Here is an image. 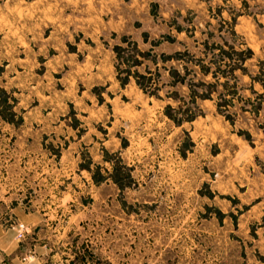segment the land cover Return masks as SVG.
<instances>
[{
	"label": "rangeland",
	"instance_id": "rangeland-1",
	"mask_svg": "<svg viewBox=\"0 0 264 264\" xmlns=\"http://www.w3.org/2000/svg\"><path fill=\"white\" fill-rule=\"evenodd\" d=\"M209 32L252 50L256 75L264 0H0V87L15 114H0V229L22 245L14 227H29L22 255L48 236L55 264H264V89L238 72L233 124L208 100L177 126L169 88L160 100L118 79L123 38L200 55ZM164 36L177 43L153 48ZM113 164L131 174L124 189Z\"/></svg>",
	"mask_w": 264,
	"mask_h": 264
},
{
	"label": "trees",
	"instance_id": "trees-1",
	"mask_svg": "<svg viewBox=\"0 0 264 264\" xmlns=\"http://www.w3.org/2000/svg\"><path fill=\"white\" fill-rule=\"evenodd\" d=\"M175 29L179 34L185 31L179 24H175ZM189 33L191 32H188L190 37ZM232 33L236 34L234 30ZM214 37V33H208L207 38L201 43L203 48L200 50V55L191 52L188 48L173 54H156L153 52L154 49L143 51L137 43L131 42L129 38L125 37L122 44L114 48L118 79L123 87L133 79L145 94L160 100H164L160 92L164 88H169L166 98L177 103V106L168 104L165 108V115L177 126L196 121L202 115L199 102L208 100L215 101L217 112L233 124L231 116L226 114L231 105V100L227 99L226 95L234 96L236 94L238 80L236 73L240 72L243 76H249L254 85L257 83L264 89V62L259 64L256 75H253L246 66L247 62L254 57L252 50H239L235 45L226 41L223 43L212 41ZM163 38L162 42L152 43L153 48L160 46L163 42L177 43V40L172 36ZM147 39L146 35L145 42H148ZM196 42L199 43L198 40ZM181 45L185 46L183 43ZM146 61L151 64L154 71L149 65L145 67L144 73L139 71ZM161 63L167 72V81L166 84H163L164 86H160L163 77L160 73L159 65ZM170 63L175 65L166 66ZM1 75L2 69L0 68V77ZM232 80L235 81L233 85L231 84ZM220 87L222 90L219 89ZM182 89H186L189 100L181 96L180 90ZM259 97L261 98L262 95ZM12 106L8 104L7 92L0 87V114L9 123H14L15 114ZM256 110V113H259V109ZM107 161L110 160L107 158ZM110 177L120 189L125 187L124 180L132 179L131 174L125 172L124 168L118 164H113V173ZM94 180L99 184L103 182L104 178L94 177ZM219 219H223L222 214H219Z\"/></svg>",
	"mask_w": 264,
	"mask_h": 264
},
{
	"label": "crops",
	"instance_id": "crops-1",
	"mask_svg": "<svg viewBox=\"0 0 264 264\" xmlns=\"http://www.w3.org/2000/svg\"><path fill=\"white\" fill-rule=\"evenodd\" d=\"M24 216L27 221L40 220V217L36 214ZM46 237L47 239L43 242V245L36 248L37 256L31 264H55V261L59 260V257L55 255V244H50L49 237ZM21 255V245L16 241V230L4 232L0 229V264L8 261L16 262Z\"/></svg>",
	"mask_w": 264,
	"mask_h": 264
},
{
	"label": "built area",
	"instance_id": "built-area-1",
	"mask_svg": "<svg viewBox=\"0 0 264 264\" xmlns=\"http://www.w3.org/2000/svg\"><path fill=\"white\" fill-rule=\"evenodd\" d=\"M15 229H17V238L19 243H21V247H23V244L28 240L30 229L27 225L23 223H18L15 225ZM36 258V252L35 251H28L25 254L21 255L18 258V262L14 261H8L4 262L3 264H31Z\"/></svg>",
	"mask_w": 264,
	"mask_h": 264
}]
</instances>
